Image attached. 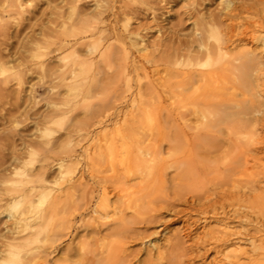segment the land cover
Here are the masks:
<instances>
[{"label":"rangeland","instance_id":"374dc122","mask_svg":"<svg viewBox=\"0 0 264 264\" xmlns=\"http://www.w3.org/2000/svg\"><path fill=\"white\" fill-rule=\"evenodd\" d=\"M19 1L22 3L20 14H15L14 16L11 14L10 17L5 16L4 18L11 24V29L9 30L18 29V24L22 21L25 24L26 29H24L27 34L23 29L16 37L11 35L8 39L0 36V52L6 57L9 52L14 54V51L10 50H17L16 57L18 61H16V64H18V66L16 65L14 69L21 71L20 82L11 80L9 84H7V88H5V92H3L5 95L3 94V97L0 96V196L2 197L0 200V263H3L1 261V258H3L6 260L3 264H91L88 258L90 257L89 248L93 247L92 239L98 236L97 234L89 233L87 230L88 228L86 225L90 221L89 216L91 215V210L89 209L91 208L85 210L80 209L81 211L79 210L76 213L79 215H75L71 219V228L64 231L65 234L64 232L62 234V199L64 201H90L91 206L100 200L99 186L102 182H98L96 174H98V171L101 172L100 174H108L110 173V166L114 165V167H118L119 169L121 167L119 164L121 165V163L118 161V156L114 157L111 161L106 160L108 158L103 159V157H101L100 160L99 157H96V151L98 153L99 150L103 149L98 148L99 144H103L99 139L102 138L103 134L107 133H115L116 135L119 130L124 132L129 131L133 134L147 135V140L145 142L147 143L148 139H150L148 143L152 145L151 151L144 156V158L146 157L150 162V171H148L149 176L147 180L133 178L126 181L129 188L123 192L124 196H122V199L133 197L134 199L132 198L133 200L131 201H138L140 205L145 207L147 204L150 205L153 201L157 203L158 201H164L168 198L170 200L176 197L177 193L181 195V199L176 200L178 202L175 204V209L180 210L179 212L181 214L178 212L177 214L179 215H176L172 210L170 211L174 214L169 210H165L160 219L161 221L159 220L154 223L152 227L145 230V228L139 227L140 225H135L136 230L140 232H144L145 230V232H142L139 238H136L138 239L136 242L135 240H130L125 246L127 251H131L138 255V257L136 255V258L134 261L132 260L133 262L130 264H159V260L156 256L157 253L163 251L167 247L168 243L166 239L171 237L178 230H180L179 234L185 242L183 245L191 249L195 248L193 240H196L197 236L202 235L204 226L205 228L217 227L214 221L203 223L199 220L196 223V220L205 210H209L208 213H211L210 208L203 210V207L207 204V202H203L205 201L202 198L204 194L213 191L216 194L209 197L210 201L218 202L222 200L218 195L224 190V187L226 189L230 188L226 187V185H220L222 178L216 176L218 173L227 172L226 163L221 158V160L215 158L213 155L214 153L209 157L210 152L206 151L207 145L204 143V139H202L204 144H202V142L200 144L201 147L199 144L196 145L201 149L196 147L195 150L198 148L199 150L196 151L198 154L193 157V161L191 158H186L180 154L178 150L174 148L175 145L173 146L172 144L176 142L172 137L176 128L175 121H177L178 118V110L176 104L172 103L162 91L164 88L160 86L158 88L160 89L159 94L164 98L163 102L158 104L154 101L155 97H152V102H150L145 109L146 113L144 112L143 115H138L137 118L134 119H132L130 115L132 111L133 113L136 111L134 110L135 107H132L130 102H128L133 97L134 90L133 92L130 91L131 93L124 92L123 95H125L126 102L123 101L124 99H121L120 102H116L114 107L110 108H104V106H102L101 98L107 93H111V95L114 93V96L118 95L120 88L123 86L122 81L113 83L107 80L108 77L113 76L118 70L117 62L121 60L123 49L127 52L128 58L126 63L129 65L128 70L131 69V63L133 62L134 65L145 68L147 75V77H145V73L142 70H138V74L140 72L139 76L134 77V73L131 72L133 75L132 88L134 89L136 84L145 87L148 80H151L154 84H158V80H160L159 77H168L164 69L169 65L162 61L165 51H170L171 47L177 44L176 41L178 39L191 38V34L194 30L193 28L198 26L196 21L199 22L201 17H208V12H215L216 14H223L224 16L225 13H227L225 3L228 2V0H110L109 4L115 5L112 9L113 11H120L122 8L119 7H123L124 4L133 5L140 8V10L134 14H117L115 16H111L110 14L111 17L108 16V19L104 18V23L101 24L104 28L102 45L105 46L108 42L111 43L112 50L115 49L113 52L116 54V61H114L116 63H112L113 65L110 68H105L102 63L101 65H99L100 63L98 64L100 66H98V77H100L101 80L105 79L102 82L105 89L103 88L100 91L94 92L93 94L95 96H91L86 100H77L75 108L73 109L62 104L67 90L61 85L62 81L55 77V73L57 74L61 70L63 63L62 55H69L71 48L56 49L57 44H50L48 48L42 49L46 55L38 57L36 56L37 51L35 46L41 45V47H43L46 42L56 41V35L60 30L61 19L57 18L58 15H62L63 13L64 16H67L69 14L68 12H70L75 5V10L79 11L81 16H87L86 18L93 19L91 14L95 9V5L98 4L96 2L97 0H71L70 2H67V0ZM233 1L239 2L240 0ZM251 1L253 0L248 1V3H252ZM255 1L257 3V6L255 5L256 8L249 10L246 14L245 12L244 14L241 13L239 17V19H241L240 21H242L241 23L237 21L238 19L236 20L237 29L250 30V28H257L259 22L264 18V9H262L264 8V2H262L264 0H260L261 2L259 3L258 0ZM255 9H257V12ZM113 18L115 19L113 20ZM197 18H200V20ZM126 20H128V22H126ZM42 27H50L53 31L48 29V34L42 35ZM260 31L264 32V28ZM28 34L34 35L37 40L35 39L29 42L27 39ZM210 41H214V39L210 38ZM252 47H254V45ZM242 48L243 46L238 45L232 51H238ZM116 49L120 51V55H118L119 59L117 57L119 52H116ZM160 52H162V54ZM76 54L83 55V51L81 52L77 48ZM21 56L23 58L26 56L25 58L27 61L21 60ZM153 56L158 58L155 59ZM148 59L149 61H147ZM159 59L161 60L159 61ZM40 63L43 65L41 66ZM101 68L102 71L100 70ZM170 79L172 81L175 80L174 78ZM260 80L264 81V78L261 77ZM153 95L156 94L152 93L151 96ZM260 99L264 100V86H262ZM79 101L82 104H80ZM94 106L95 110H100L99 113L95 111V115L94 110L92 111V107L94 109ZM62 109L67 111L62 113ZM7 110L11 111L12 115H9ZM87 113H90L89 116H87ZM87 117H89V119H86ZM187 118L192 119L194 117L187 116ZM46 119H48L49 122H46ZM168 119H172V121ZM173 121L174 123H172ZM188 121L190 123V119ZM192 121L190 124H194L196 119L195 121L192 119ZM153 122H160L163 128H154L150 131L149 123L153 124ZM44 127H46L45 129L48 133H45ZM258 132L260 135L264 136V131L258 129ZM201 133L204 134L202 131ZM165 135H167L166 138ZM126 139L125 142H127L125 144L121 138L117 139L116 144L121 145L120 143H122L126 145V147L128 146L131 152L132 150L134 151L135 142L132 135ZM26 143H29L28 150L24 147ZM155 147H159L158 151L162 153H158V151L155 152L153 150ZM204 149L206 152L203 151ZM13 151L19 154L17 158L13 157ZM262 154L264 153H256L259 158L254 164H251L253 163L252 160L247 159V170H241L238 172L240 174L237 176L234 175L235 178L237 177L234 180V183H236L234 185H238L239 187H236V189H238L240 194L245 193V195L247 194L246 196L249 195L248 197L244 195L243 201L240 202V206H242V212H245L247 216L248 213H252L248 216L252 220H255L256 217H258L257 219L259 220L261 218V211H264V176H262V172H259L264 171V155ZM95 157L98 159H96L98 162L95 160ZM195 158H199L198 161ZM210 158L213 160H210ZM181 160H185L184 163H181ZM218 160L223 162L220 163ZM201 161L206 162V164L204 162L203 164L200 163ZM59 162L71 168L70 177H68L70 181L62 182V178L60 177L61 170L57 167ZM189 162L192 166H190ZM186 163L189 164L190 168L188 165H185ZM248 164L253 166L252 168L250 165L252 170L249 168ZM15 167L24 169L25 173L29 175L27 178L31 176L30 179L34 180L36 184V181L39 179H44L42 187L46 198L44 197L43 199L34 196L33 199L32 197L33 204L36 206L32 213L45 209L51 203V200L56 198V207L54 212H52L53 214L48 212L44 219H35L33 222L31 221L34 226L26 230H22L21 225L14 222V217L24 207L25 200L21 197L18 198L16 195L9 196L5 191V189L11 188V185L14 184L13 180L19 179L18 176H13L10 173ZM187 168H189V170ZM193 168L194 171L196 169L195 172ZM186 169L191 171V173L188 174L189 172H187ZM179 172L182 173L180 174ZM252 172L253 174H251ZM255 172H259L258 174L260 177H253L255 176L254 174H256ZM248 173L251 175L248 176ZM162 174L164 176H160ZM198 176L201 177L199 178ZM251 176L253 179L255 178V181L250 178ZM215 180H217V182ZM72 183L74 187L71 188L70 184ZM177 184L179 186H177ZM173 185H175V187ZM251 186L252 188L255 187V191L250 189ZM248 188L251 193L250 191L248 192ZM185 189L187 190L185 191ZM218 189H221V192ZM107 190L109 201H116L117 197L115 191L112 190L109 185L107 186ZM243 190L245 192H243ZM182 191L183 193H181ZM119 194L122 193L119 192ZM172 194L175 195L173 196ZM196 194L199 196L201 195L199 200L194 196ZM128 199H126V201ZM183 200L184 203L182 202ZM193 200L195 202H193ZM250 208L253 209L251 210ZM252 211L256 214H253ZM126 212H128L126 213L127 215L131 214V211ZM111 217L112 216H109L110 219ZM260 220V222H262V231H264V221H262V219ZM188 223L191 225L193 224V227L190 230V237H185V233L188 231V228L187 230L185 229V224ZM233 224L237 229L248 227V224L243 221L240 223L234 222ZM101 233H106V231L102 230ZM112 238L113 237H107L102 242L107 243ZM5 241L14 244L12 250L13 254H17L19 259L21 258V261L19 259H17V261L14 255H8L3 250L7 248V244L4 243ZM88 242L90 245H88ZM201 250V252H203V249ZM76 252H79V254ZM83 254H85V256ZM149 255L151 257H149ZM191 256L192 254L188 253L180 257L179 260L181 262L183 261L182 264H218L213 261V252L200 255L199 257ZM149 259H151L153 263L149 262ZM163 260H160L163 261L162 264H166V259ZM173 261L171 262L175 264L176 261Z\"/></svg>","mask_w":264,"mask_h":264},{"label":"bare ground","instance_id":"6f19581e","mask_svg":"<svg viewBox=\"0 0 264 264\" xmlns=\"http://www.w3.org/2000/svg\"><path fill=\"white\" fill-rule=\"evenodd\" d=\"M68 1L70 2L71 0H67V2ZM109 1L110 0L96 1L98 4L95 5V9L91 14L93 19H88L86 18L87 16H81V13L79 14V11L75 10L76 5L70 12H68L69 14L67 16H64L63 13L62 15L59 14L57 18H61L60 30L56 35V41L46 42L43 47H41V45L35 46L37 51L36 56L38 57L46 55V53L42 49L48 48L50 44H57L56 49L71 48V52L69 54L70 56L62 55L63 63L61 66V70L57 74L55 73V77L59 78V80L62 81L61 85L64 86L67 90V94L62 100V104L64 106H68L71 109L75 108L77 100H86L91 96H95L93 94L94 92L100 91L103 88L105 89V86H103L102 83L105 79L101 80V78L98 77V68L100 67L99 65H101L102 63L105 68H110L113 65L112 63H116L114 62L116 61V54L113 52V50L115 49L112 50L111 43L108 42L105 46L102 45L104 28L101 24L104 23V18L108 19V16H110V14L111 16H115L117 14H134L140 10V8L133 5L124 4L123 7H119L122 9L116 12L112 10L115 5L113 6L109 4ZM248 1L250 0H240L239 2L236 1V3L233 0H228V2L225 3L227 13H225L224 16L223 14L220 15L216 14L215 12H208V17L206 15V18H202L200 16L201 20L200 18H197L200 21H196V23H198V26L196 25L197 27L193 28L194 30L191 34V38L178 39L176 41V45L171 47L170 44V51H165L166 49L163 50L165 51V53L162 57V61L169 65L164 69V72L168 77H159L160 80H158V84H154L151 80H148L145 84V87L140 84H136V86H134L135 88H132L133 75L131 74V72L134 73V77L139 76L140 72L138 74V70H142L145 73V77H147V75L145 72V68L134 65L132 61L131 69L128 70L129 65L126 63L128 57L125 49H123L122 51L121 60L117 62L118 70L113 76L107 78V80L113 83H119L122 81L123 86L122 88L119 87L120 92L116 96L113 95L114 93L112 94L113 96L111 95V93L103 95V97L101 98V104L102 106H104V108L114 107L116 102H120L121 99H124L123 101H125V95H123L124 92H133L134 90L133 97L128 102H130L131 106L135 107L134 110H136L134 113L133 111L131 112V118H137L138 115L144 114L147 105L152 102V97H155L154 101H156L158 104H161L163 102L164 98L161 97V94H159L160 89H158L160 86L164 88L162 89V91L166 94V97L171 100L172 103L176 104V108L178 110V118L177 121H175L176 128L172 137V139L174 138L176 142L175 143L172 141L173 143H175L172 144L173 146L175 145L174 148H176L180 154H182L186 158H191V160L193 161V157L197 156L198 153H196V151L199 150V148L201 147L200 144L202 142V144L205 143L207 145V149H205L207 152H210L209 157H211V154L214 153L213 155L215 156V158H218L219 160L223 159V161L226 163L227 172L220 174L218 173L216 176L222 178V182L220 185H226V187L230 188L226 189L224 187V190H222V192L220 191L221 189H218L221 192L219 193L217 191L219 193L218 196L223 201H210L209 197H211L213 194H216L213 191L211 193L204 194L202 198L205 201L203 202H207V204L203 207V210L206 208H210L211 213H208L209 210H205L203 211V214L201 212L202 215H200V217H198V219L196 220V223L199 220L203 223L214 221L217 227L205 228L204 226L202 235L197 236L196 240H193L195 245V248L193 249L185 247L183 245L185 242L182 240V237L179 234L180 230L176 231L171 237H168L166 239L168 243L167 247L163 251H159L157 253L156 256L159 260V264H162V262L164 261L163 259H166V264H174L173 260L176 261L175 264H182L183 261L181 262L179 258L188 253L192 254L193 257H199L200 255H204L206 253L208 254L210 252L214 253L213 261L218 264H264V231H262V222H260V219L264 221V211H261V218L259 220L257 219L258 217H256L257 220H252L251 218H249L248 216L252 213L249 214L248 211V216L245 212L243 213V210H241L242 206H240V202L243 201L245 193L240 194L238 189H236V187L239 188L238 185H234L236 184L234 183V180L237 178H235L234 175L237 176L238 174H240L238 172H240L241 170H247V161L250 159L253 161V163L251 164H254V162H257V159L259 158L256 153H264V136L260 135L258 132V129L264 131V100L260 99L262 86H264V81L260 80L261 77L264 78V32L260 30L264 28V18H262V20L259 22L257 28H250V30H243L242 28H240L242 30H239L236 27L237 19V21H239L240 23L242 22L240 21L241 19H239L240 14H244V12L246 14L249 10L254 9L257 6L255 0L251 1L252 3H248ZM261 1L258 0V3ZM0 3V36L8 39L11 35L13 37H16L17 34H19L21 30L25 28V24L21 21L18 24V29L9 30L11 29V24H9L10 22H8V20H5L4 17H10L11 14L12 16H14L15 14H20V11L22 10V3L19 0H0ZM257 9H255L256 12ZM114 19L115 18H113V20ZM224 20L227 22H225ZM126 22H128V20H126ZM48 29L50 31H53V29H51L50 27H42L41 34H48ZM210 38H213L214 41H210ZM27 39L29 42H32L35 39L37 40V38L32 34H28ZM238 45L243 46V48L241 50L233 52L232 50ZM250 45H254V47ZM77 48L79 49V51H83V55L76 54ZM10 51H14V54H11L10 52L8 54L7 51L8 55H6V57L0 52L1 97H3V94L5 95V93L3 92H5L4 90H6L5 88H7V84H9L11 80H16L17 82H20L21 80V71L14 69L16 65L18 66V64H16V61H18V58L16 57L17 50ZM116 52H119V54H117V57L119 59V49ZM160 53L162 54V52ZM25 57L23 58L21 56L20 58L21 60L27 61ZM153 57L155 58V56ZM160 60L161 59H159V61ZM147 61H149V59ZM40 65L42 66L43 64L40 63ZM100 70L102 71V68ZM170 78H174L175 80L172 81ZM152 93L156 95L151 96ZM93 110L95 115V111L98 110H95V106L94 109L92 107V111ZM66 111L67 110L62 109V113H65ZM99 112L100 110L98 111V113ZM10 113L11 111H8V114L12 115V113ZM89 114L87 116H89ZM187 116L194 117L192 119H194V121L196 119L195 123L190 124L192 119L187 118ZM86 119H89V117H87ZM189 119L190 123L188 121ZM47 121L48 119H46V122ZM170 121H172V119ZM172 123H174V121ZM45 128L46 127H44V129ZM154 128L162 129L163 125H161L160 122H153V124L149 123V130L152 131ZM44 131L45 133H48L46 129ZM201 131L204 134H202ZM130 135H132V138L135 142V150H132V152L130 151V148H128V146L126 147V145H124L127 142H125V140H127L126 138ZM166 136L167 135H165V138ZM118 137L123 140L124 144H116L117 139H119ZM202 139L205 140L204 143ZM146 140L147 135L133 134L129 131L124 132L122 130H119L116 135L115 133L103 134L102 138L99 139V141H102L103 144L98 145V148L103 149L99 150L98 153L96 151V157H99L100 160L101 157H103V159L108 158L106 160L111 161L114 157L118 156V161L119 163H121V165L119 164V166L121 167L118 169V167L116 168L114 167V165H109L111 168L109 171L110 173L107 172L108 174H100L101 172L98 171L99 175L96 174V179L98 180V182H102L99 186L100 200L93 206L90 205V201H64L62 199V234L64 231L71 228V219L73 216L79 215L76 213L80 209L85 210L91 208L89 209L91 210V215L89 216L90 221L87 225H85L87 226V230L89 231V233L98 235L96 237L93 236V247H88L90 254V257L88 258L91 264L132 263L137 254L131 251H127L125 246L130 240H135L136 242L138 240L136 238H139V236L143 232L136 230L135 225H140L139 227L145 228L146 230L147 228L152 227L154 223L158 222L161 219V217L163 216L162 214L165 212V210H172L176 215H179L177 213L180 210L175 209V204L178 202L176 200L181 199V195H178V193H175L176 197H173L174 199L172 198L169 200L168 198L164 201H158L157 203L156 201L155 203L153 201L152 203H150V205L147 204V206L145 207L140 205L138 201H131L134 199L133 197V199L131 197H129V199L128 197L122 199V196H124L123 192H125L129 188V186H127L126 184V181L133 178L147 180L149 176L148 171H150V162L148 159H146V157L144 158V156L147 155L149 151H151L150 149L152 145H149L148 143L150 139H148L147 143L145 142ZM198 144L200 147L196 146ZM28 146L29 143H26L24 147H26L27 149L29 148ZM196 147L199 148L195 150ZM158 148L155 147L153 148V150L157 152ZM205 149L203 151H205ZM159 152L161 151H158V153ZM18 155L19 154L16 151H13L14 158H17ZM96 157L95 160L97 159ZM212 158H210V160H213ZM195 159L198 161L199 158ZM219 160L218 162H223ZM184 161L181 160V163H184ZM203 162L201 161L200 163L203 164ZM204 163L206 164V162ZM251 164H248L249 168ZM185 165H188L189 167V164L186 163ZM190 166H192L191 163ZM57 167H59L61 170L60 177L62 178V182L70 181L68 177H70L71 168L68 166H64L60 162L58 163ZM189 168L187 169L189 170ZM188 170L187 172H189L188 174H190L191 171ZM259 172H262V176H264V171ZM10 173L13 176H18L19 179L13 180L14 184L11 185V188L5 189L6 193L9 196L16 195L18 198L21 197L25 200L24 207L14 217V222L16 224H20L22 230L33 227V220L44 219L47 216L48 212L53 214L52 212H54V209L56 207V198L51 200V203L45 209L42 208L43 210L35 211L32 213L33 209L36 207L33 204L32 197L33 199L34 196H38V198L43 199L45 197V192L43 191L42 187V182L44 181V179H39L38 181H36V184L34 180L30 179L31 176L27 178V176L29 175H27V173H25V170L21 169V167H15L14 170L10 171ZM258 173L254 174L255 176H252L260 177ZM163 174L160 176H164ZM188 174L187 176L189 177ZM251 174H253V172ZM250 175L248 173V176ZM201 176L198 177L200 178ZM252 176L250 178H252ZM254 179L252 178V180ZM215 181L217 182V180ZM105 183L115 191L117 197L116 201H109L107 196L108 185H106ZM173 186L175 187V185ZM177 186L179 185L177 184ZM70 187H74L73 183L70 184ZM250 189H253L255 191V187L252 188L251 186ZM250 189L248 188V192L250 191ZM186 190L187 189H185V191ZM119 192H121L122 194H119ZM243 192L245 191L243 190ZM181 193H183V191ZM194 196H196V199L198 200L201 197V195L199 196L198 194ZM1 198L2 197L0 196V200ZM126 199L128 200L126 201ZM182 202L184 203V200ZM193 202L195 201L193 200ZM253 208L250 209L252 210ZM126 211H131V214L129 213L130 215H127L126 213L128 212ZM79 213L82 214L81 212ZM254 213L255 212H253V214ZM109 216H112L111 219L109 218ZM241 221L248 224V227L237 229L235 226H233L234 222L240 223ZM185 226L186 230L188 228V231H185V237H190V230L192 229L193 224L191 225L190 223H188L185 224ZM102 230H105L106 233H101ZM107 237L113 238L107 243H103L102 241ZM4 243L7 244V248L3 250L8 255H14L12 251L14 244L10 242L7 243L6 241ZM88 245H90V243ZM201 249H203V252H201ZM77 254H79V252ZM83 255L85 256V254ZM14 257L16 260L19 259V256L17 254H15ZM149 257L151 256L149 255ZM19 260L21 261V258ZM149 260V262L153 263L151 259ZM1 261L3 263L6 262V260L3 258H1Z\"/></svg>","mask_w":264,"mask_h":264}]
</instances>
